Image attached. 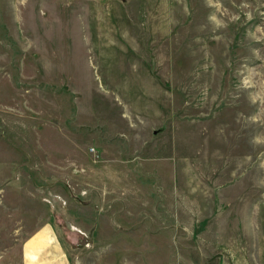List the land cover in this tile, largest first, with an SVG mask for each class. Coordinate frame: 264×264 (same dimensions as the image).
Instances as JSON below:
<instances>
[{
    "label": "rangeland",
    "instance_id": "rangeland-1",
    "mask_svg": "<svg viewBox=\"0 0 264 264\" xmlns=\"http://www.w3.org/2000/svg\"><path fill=\"white\" fill-rule=\"evenodd\" d=\"M41 238L264 264V0H0V264Z\"/></svg>",
    "mask_w": 264,
    "mask_h": 264
},
{
    "label": "crops",
    "instance_id": "crops-1",
    "mask_svg": "<svg viewBox=\"0 0 264 264\" xmlns=\"http://www.w3.org/2000/svg\"><path fill=\"white\" fill-rule=\"evenodd\" d=\"M51 240L47 239H34L27 243L23 247V256L25 260L29 261L28 264H37L36 257H43L44 255H50L52 252V247L50 246ZM26 263V262H25Z\"/></svg>",
    "mask_w": 264,
    "mask_h": 264
}]
</instances>
